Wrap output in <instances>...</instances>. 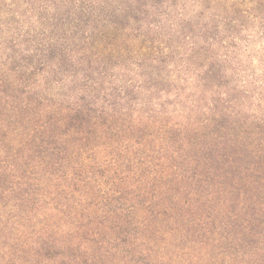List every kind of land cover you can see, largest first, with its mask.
<instances>
[{"label": "trees", "instance_id": "1", "mask_svg": "<svg viewBox=\"0 0 264 264\" xmlns=\"http://www.w3.org/2000/svg\"><path fill=\"white\" fill-rule=\"evenodd\" d=\"M0 264H264V0H0Z\"/></svg>", "mask_w": 264, "mask_h": 264}, {"label": "rangeland", "instance_id": "2", "mask_svg": "<svg viewBox=\"0 0 264 264\" xmlns=\"http://www.w3.org/2000/svg\"><path fill=\"white\" fill-rule=\"evenodd\" d=\"M196 9V10H195ZM195 10V12H193ZM205 10V9H204ZM208 11H203L202 8L197 7L195 8L193 3H190L188 6V20L191 22L192 25H189L190 27L195 25L197 27V31L200 29V27H203V25H215L216 24V19L215 21H210L209 15L207 16ZM188 25H187V30H188ZM257 111H260V109H257Z\"/></svg>", "mask_w": 264, "mask_h": 264}]
</instances>
